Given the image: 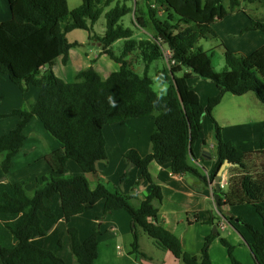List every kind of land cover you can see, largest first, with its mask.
Segmentation results:
<instances>
[{
	"label": "trees",
	"instance_id": "16d2710c",
	"mask_svg": "<svg viewBox=\"0 0 264 264\" xmlns=\"http://www.w3.org/2000/svg\"><path fill=\"white\" fill-rule=\"evenodd\" d=\"M81 1L70 9L68 0H8L11 18L0 21V73L24 92L32 86L39 89L28 107L0 113V118H21L16 128L0 135V264H96L99 226L81 241L78 229L69 223L87 204L100 200L105 203L99 221L118 209L130 214L133 252L145 256L140 236L146 234L159 249L170 251L185 264H213L209 249L215 234L206 237L200 255H192L175 233L158 222L163 191L149 164L153 160L170 163L174 174H192L209 183L229 160L232 167L228 186L221 190L220 215L226 214L225 209L251 204L264 226V133L260 149L244 151L224 140L222 127L213 116L214 107L227 92L242 95L252 91L264 103V44L247 55L225 45L226 65L221 71L214 69L212 54L199 44L201 39L218 37L213 25L238 9L242 0ZM102 14L104 34L90 37L100 42L102 54L117 62L119 69L106 78L94 67L78 71L74 81L59 77L53 70L57 60L67 64L70 50L79 45L70 42L67 34L74 29L93 33ZM126 15H131L135 28L124 24ZM68 17L70 22H66ZM135 29L143 31L141 37H134ZM248 31L264 32V17H250V24L241 30ZM119 40L123 45L116 54L112 46ZM135 53L144 64L142 73L131 63ZM166 56L167 64L156 76L167 89L159 94L149 69ZM193 76L210 80L219 89L206 105L188 82ZM154 113L151 152L144 158L135 149L126 154L139 168L141 179L149 183L150 191L139 206L132 203L136 192L122 193L103 182L92 188L85 175L68 173L66 163L73 160L84 173L96 174L97 163L108 156L105 125ZM204 115L213 123L217 157L207 174L192 164L194 153L190 152L201 138ZM34 116L62 147L48 156L53 172L45 174L30 192L25 181L10 182L6 176L25 143L24 128ZM227 219L237 218L231 215ZM238 222L252 235L249 247L256 264H264V230L242 217ZM206 223L219 227L220 217L211 215ZM220 241L231 264H244L235 256L234 245L225 237Z\"/></svg>",
	"mask_w": 264,
	"mask_h": 264
},
{
	"label": "crops",
	"instance_id": "0c3cea01",
	"mask_svg": "<svg viewBox=\"0 0 264 264\" xmlns=\"http://www.w3.org/2000/svg\"><path fill=\"white\" fill-rule=\"evenodd\" d=\"M10 18L8 0H0V21ZM249 24L250 21L244 23V26ZM233 31L239 37L252 33V36L246 37L241 45L242 48L239 49L245 52L233 50L234 52L247 55L264 44V32L262 31L242 33L238 27ZM142 33L140 32L139 37ZM95 42L101 46L99 41ZM152 68L156 69V72L161 69L157 62L151 65L150 69ZM78 71L74 72V76ZM205 81L195 76L188 81L199 94L204 105L210 96H215L219 92L214 83L210 85ZM38 94L39 89L34 86L30 87L27 92H22L7 75L0 73V113L24 108V103L33 102ZM156 114L105 125L103 131L108 156L97 163L96 174L84 173L73 160H68L66 163L68 173L85 175L92 188H95L98 182H103L117 188L122 193L136 192L132 203L134 206H139L150 191L149 183L141 179L139 168L127 159L126 154L135 149L144 158L151 152V135ZM213 116L222 127L224 140L232 142L244 151L261 148L264 133V103L254 92L250 91L242 95L225 93L220 103L214 107ZM8 118L12 119L8 123L5 122L7 118H0V135L16 128L21 119L18 116ZM213 133V123L207 115H204L203 132L192 148L194 158L191 162L205 174L213 170L217 161ZM24 134L25 143L15 155L14 166L7 174L6 180L25 181L27 190L32 192L45 174L53 172L48 156L59 150L62 143L45 129L37 116L32 117L24 128ZM230 167L232 165L224 171L222 181L228 182ZM149 171L163 191L162 201L158 203V222L180 238L186 252L200 255L206 237L215 234L216 238L209 249L213 264H231L227 249L221 243L220 237H225L234 245V254L241 262L256 264L249 247L253 239L252 235L244 225L238 222V218L242 217L245 222L259 230H264L262 217L253 205L243 204L225 209V212L230 211L232 216L237 218L230 222L223 219L216 206L213 182L205 183L192 174L176 175L172 172L170 163H161L158 160H153L149 164ZM137 181L139 184H136ZM104 203V200H100L95 204H87L84 212L73 216L69 223L78 229L81 241L89 237L95 227L99 226L101 234L99 235L96 264H185L174 257L170 251L160 252L164 250L159 249L154 243L151 245L146 234L140 236V249L145 256L133 252L130 214L124 209H118L99 221L98 218L104 211ZM211 215L219 216L220 224L222 223L218 227L217 234L213 231V225L206 223Z\"/></svg>",
	"mask_w": 264,
	"mask_h": 264
},
{
	"label": "rangeland",
	"instance_id": "374dc122",
	"mask_svg": "<svg viewBox=\"0 0 264 264\" xmlns=\"http://www.w3.org/2000/svg\"><path fill=\"white\" fill-rule=\"evenodd\" d=\"M81 0H68V4L70 9H73L81 4ZM109 8H106V11ZM250 17L253 18H263L264 17V1L263 0H255L254 2H250L249 0H242L241 6L234 11V13L228 15L223 20H220L214 24V29L218 34L217 38H207L201 39L200 45L202 48L208 53L212 54V63L213 67L216 71H221L225 68V45L234 51H243L239 50L243 41L246 40V37L252 36L251 32L245 34L244 37H239L234 33V29L236 27L242 28L244 27V23L250 21ZM131 15H126L123 18V22L125 25L134 27ZM71 18L68 17L66 22H70ZM105 15L102 14L98 21L95 23L93 27V33H90L85 29H74L73 31L67 34V38L70 41H78L79 45L73 47L70 50V60L67 64H64L61 61V58L57 60L56 64L53 67L54 72L61 78L66 81H74L75 76L74 72L86 69L88 67H94L97 69L101 75L105 78L111 72L119 69V64L112 60L108 55L102 54V47L98 45L96 40L91 38L90 35L97 34V36H102L105 32ZM135 28V27H134ZM143 32V31H142ZM140 35V31L135 29L134 37L137 38ZM123 45V40L116 41L112 49L116 54H120L121 47ZM242 48V47H241ZM132 65L136 68V70L140 73L144 71V64L141 59L138 57L137 53L133 54L130 57ZM168 58L159 59L157 64H159V68L163 67L167 64ZM150 75L154 79V89L159 94H165L167 85L159 82V79L156 76V69H149ZM202 79V78H200ZM205 80V79H202ZM208 84H213L212 81L206 80ZM209 90V89H208ZM23 92V91H22ZM202 94V93H201ZM29 103L25 102L24 107H28ZM23 108V107H22ZM11 116H7L5 118V122H10ZM2 135V134H1ZM47 159V158H46ZM231 169V167H230ZM229 170V169H228ZM36 187V186H35ZM150 244L154 243L153 239L146 235ZM155 245V243H154ZM166 252V251H160ZM163 254V253H162Z\"/></svg>",
	"mask_w": 264,
	"mask_h": 264
},
{
	"label": "water",
	"instance_id": "95a60500",
	"mask_svg": "<svg viewBox=\"0 0 264 264\" xmlns=\"http://www.w3.org/2000/svg\"><path fill=\"white\" fill-rule=\"evenodd\" d=\"M190 152H192V148H190ZM231 162L229 160H225L222 165L220 166L217 176L215 178L214 186H215V193H214V200L216 203L217 208L220 210L221 209V205H220V197H221V180H222V176L224 174V171L226 170L227 167L231 166ZM146 194V192H145ZM232 213L230 211H227L226 214L223 217L224 220H228L227 216H231ZM213 231L217 234L218 233V227L216 225L213 226Z\"/></svg>",
	"mask_w": 264,
	"mask_h": 264
},
{
	"label": "built area",
	"instance_id": "2783aa9c",
	"mask_svg": "<svg viewBox=\"0 0 264 264\" xmlns=\"http://www.w3.org/2000/svg\"><path fill=\"white\" fill-rule=\"evenodd\" d=\"M227 186H228V182H227V181H222V180H221V187H222V188H227ZM218 210H219V209H218ZM221 224H222V223H221ZM221 224H220V225H221Z\"/></svg>",
	"mask_w": 264,
	"mask_h": 264
}]
</instances>
